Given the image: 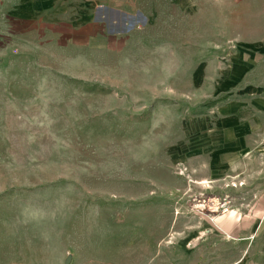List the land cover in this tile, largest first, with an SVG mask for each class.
I'll return each mask as SVG.
<instances>
[{
	"label": "rangeland",
	"instance_id": "rangeland-1",
	"mask_svg": "<svg viewBox=\"0 0 264 264\" xmlns=\"http://www.w3.org/2000/svg\"><path fill=\"white\" fill-rule=\"evenodd\" d=\"M186 4L127 0L125 32L78 20L76 39L46 28L0 61V264H264V221L237 241L201 208L249 212L248 190L202 164L223 117L254 131L251 97L219 83L240 37L264 56V30L226 29L218 0Z\"/></svg>",
	"mask_w": 264,
	"mask_h": 264
},
{
	"label": "crops",
	"instance_id": "crops-1",
	"mask_svg": "<svg viewBox=\"0 0 264 264\" xmlns=\"http://www.w3.org/2000/svg\"><path fill=\"white\" fill-rule=\"evenodd\" d=\"M218 4L229 7L226 14L233 13L236 16L232 18L233 21L230 20L235 26L226 29L264 30V26H260L264 24V0H218ZM186 5L188 12L193 14L195 0H187ZM126 6L127 0H0V61L20 52L19 48L31 45L30 42L36 36L42 38L46 28L59 36L70 31L71 39H76L75 33L82 32V27L73 28L78 20L79 24H104L109 32H114V28L125 32L128 27V11L122 10ZM115 7L124 8L117 10ZM238 16L246 17L243 19ZM67 23L72 26L68 28ZM257 36L254 35L250 41L240 37L236 45L240 47L239 52L233 62L241 65L237 71L222 76L219 83V87L226 90V93L234 89L251 97L252 104L257 107V121L249 125L255 126L254 131L243 128L248 127L249 122L240 123V118L245 117H239L238 112L223 117L217 122L218 127L222 128V135L210 136L211 140L216 138L219 145L211 146L208 152H203L204 156L209 155V159L202 164L203 180L222 178L223 174L224 178L228 176L232 182H239V189L250 193L249 197L240 199L239 203L249 208L248 214L243 215L236 210L212 219L216 223V233L237 241L253 240L259 235L260 225L264 221V179L257 181L264 176V72L262 76L256 66L264 62V56L242 49L259 47ZM63 38L65 40L66 36ZM244 111L241 110V115Z\"/></svg>",
	"mask_w": 264,
	"mask_h": 264
},
{
	"label": "built area",
	"instance_id": "built-area-1",
	"mask_svg": "<svg viewBox=\"0 0 264 264\" xmlns=\"http://www.w3.org/2000/svg\"><path fill=\"white\" fill-rule=\"evenodd\" d=\"M228 201L225 199L220 200L219 198L203 199L201 208L206 210L209 214L219 213L221 215L230 212V207Z\"/></svg>",
	"mask_w": 264,
	"mask_h": 264
},
{
	"label": "water",
	"instance_id": "water-1",
	"mask_svg": "<svg viewBox=\"0 0 264 264\" xmlns=\"http://www.w3.org/2000/svg\"><path fill=\"white\" fill-rule=\"evenodd\" d=\"M69 262V260L67 259L66 261H65V264H67Z\"/></svg>",
	"mask_w": 264,
	"mask_h": 264
}]
</instances>
